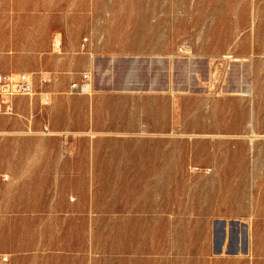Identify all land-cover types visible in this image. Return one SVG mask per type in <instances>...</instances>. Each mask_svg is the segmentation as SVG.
<instances>
[{
    "label": "rangeland",
    "instance_id": "374dc122",
    "mask_svg": "<svg viewBox=\"0 0 264 264\" xmlns=\"http://www.w3.org/2000/svg\"><path fill=\"white\" fill-rule=\"evenodd\" d=\"M2 34L0 73L35 91L0 115L1 253L264 264V0H0ZM221 218L248 254H214Z\"/></svg>",
    "mask_w": 264,
    "mask_h": 264
},
{
    "label": "built area",
    "instance_id": "2783aa9c",
    "mask_svg": "<svg viewBox=\"0 0 264 264\" xmlns=\"http://www.w3.org/2000/svg\"><path fill=\"white\" fill-rule=\"evenodd\" d=\"M89 39L83 40L82 49L86 48ZM92 83V73L85 72L78 81L71 84L72 93L87 92ZM35 91L32 75L29 73H0V115H13L15 112V101L20 96H32ZM45 134H51L49 126H45ZM8 176L0 174V182L7 181ZM1 205V195H0ZM9 254L0 252V264H10Z\"/></svg>",
    "mask_w": 264,
    "mask_h": 264
},
{
    "label": "crops",
    "instance_id": "0c3cea01",
    "mask_svg": "<svg viewBox=\"0 0 264 264\" xmlns=\"http://www.w3.org/2000/svg\"><path fill=\"white\" fill-rule=\"evenodd\" d=\"M6 41V35L2 34L0 35V45L3 44ZM83 44V43H81ZM88 45V43H87ZM86 45V47H87ZM62 37L61 34H57L55 36V39L53 41V48H54V53L56 54H60L62 52ZM82 46V45H81ZM53 57H55L56 59L62 60L65 57H60V56H56L53 55ZM62 61H60L61 63ZM56 100H58L59 98H55ZM41 150H49L47 148H42V149H36L35 147L31 148L29 153H45V151H41ZM59 150H61V148H59ZM46 164L43 163V166H41L40 169H45ZM34 169L36 170L38 167L36 166V161H34L33 163ZM39 169V168H38ZM3 175H7L8 176V180L7 181H1L0 182V195L2 194V189L5 188L8 183L10 182V175L6 172L0 173ZM47 174L45 173L44 176H46ZM2 195H1V205H0V211L2 208ZM223 223L225 224V229L227 231V235L225 238V242L223 244V248L221 252H216L215 250V242H216V235L217 233L221 232V229L223 227ZM251 228V225L249 224V222L244 221V220H240V219H233V218H221L219 220H216L214 222V234H215V242H214V254L215 255H222L224 254V252L228 255H238L241 253L243 254H248L249 252V248H248V238H249V229ZM246 234V239H247V249L246 252L243 250V241L245 239V235ZM242 242V248L239 246V242ZM229 242V245H227ZM227 246V250L225 251V247ZM6 254H9L10 258H11V263L10 264H14V259L12 257V255L10 253L4 252Z\"/></svg>",
    "mask_w": 264,
    "mask_h": 264
},
{
    "label": "water",
    "instance_id": "95a60500",
    "mask_svg": "<svg viewBox=\"0 0 264 264\" xmlns=\"http://www.w3.org/2000/svg\"><path fill=\"white\" fill-rule=\"evenodd\" d=\"M226 235H227V231L225 229V224L223 223V227L221 229V232L220 233H217L216 235V242H215V250L216 252H221L222 251V248H223V244L225 242V238H226ZM245 235V239H244V242H243V247H244V251L246 252V249H247V239H246V234L244 233Z\"/></svg>",
    "mask_w": 264,
    "mask_h": 264
},
{
    "label": "bare ground",
    "instance_id": "6f19581e",
    "mask_svg": "<svg viewBox=\"0 0 264 264\" xmlns=\"http://www.w3.org/2000/svg\"><path fill=\"white\" fill-rule=\"evenodd\" d=\"M235 61H237V59H235ZM214 73H216V71H215ZM214 73H212V74L215 75V77H216V74H214ZM174 95H175V94H174Z\"/></svg>",
    "mask_w": 264,
    "mask_h": 264
}]
</instances>
